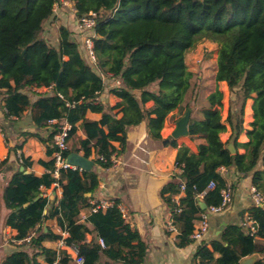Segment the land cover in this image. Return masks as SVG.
I'll list each match as a JSON object with an SVG mask.
<instances>
[{
    "label": "trees",
    "instance_id": "trees-1",
    "mask_svg": "<svg viewBox=\"0 0 264 264\" xmlns=\"http://www.w3.org/2000/svg\"><path fill=\"white\" fill-rule=\"evenodd\" d=\"M63 1L73 4L78 19L95 14V68L86 62L69 27L60 26L57 45L43 38L46 22L56 18V7ZM202 40L217 45L215 80L225 82L235 99L226 119L211 107L203 111V119L191 121L189 138L205 141L197 146V153L172 141L182 173L163 188L162 198L179 233L177 246L196 244L195 264H240L256 254L260 258L253 264H264V202L242 213L254 222L255 232L231 224L210 244L191 237L204 212L201 203L207 208L220 206L222 191L234 190L240 180L251 177L252 187L264 198V0H0V106L5 112L0 128L9 143V126L30 114L35 131L21 132L23 142L10 151L17 154L29 138H37L46 148L38 164L52 174H26L34 161L19 157L25 170L14 172L2 192L9 211L4 224L28 249L7 255L1 264H76L66 250L45 246L62 239L46 226L50 220H57L67 233V245L78 249L84 264L145 263L149 248L126 221L119 200L113 207L89 213L83 222L78 219L91 210L100 179L95 171L78 168L60 169L56 177L55 136L68 124L69 150L64 157L82 153L104 169L113 166L114 154L127 150L131 128L146 124L150 139L162 141L167 117L181 105L191 108L183 102L192 76L187 55ZM103 76L120 82L110 91L119 99L113 106L101 101L106 90ZM213 96V106L222 107V91ZM249 100L253 121L248 142L239 143L246 131ZM89 114L100 118L89 119ZM228 127L233 135L224 142L221 135ZM79 131L85 138L78 147ZM231 140L235 154L228 149ZM222 169L234 171L233 185L229 186ZM9 171L7 157L0 162V177ZM50 184L62 186L58 203L44 195Z\"/></svg>",
    "mask_w": 264,
    "mask_h": 264
},
{
    "label": "crops",
    "instance_id": "crops-1",
    "mask_svg": "<svg viewBox=\"0 0 264 264\" xmlns=\"http://www.w3.org/2000/svg\"><path fill=\"white\" fill-rule=\"evenodd\" d=\"M56 16H58V23L61 22V25L69 27L77 38H81L77 31L76 17L73 13L71 14L67 9H63V5H61ZM103 79L106 84V90L101 96V101L113 106L119 99L110 91L118 86V80L104 78V76ZM45 91L47 89L43 92ZM185 101L186 99L183 102ZM151 104H148V106ZM252 105L253 101L246 105L245 116L248 121L245 123L246 131L238 139L239 143L248 142L247 130H250L253 121ZM182 110H184L183 105L167 117L161 133L162 141L150 139L146 124L131 128L129 129L127 150L123 154L117 155V163L109 169H104L96 164L93 167V171L98 174L100 179V187L94 194L93 200L120 201V209L126 221L138 231L149 248L144 264H195L193 257L197 246L196 244L184 248L177 246L179 233H170L167 230L171 215L168 206L162 198L163 188L172 182L176 173L177 148L172 146V141L174 140L178 147H188L194 153H197L199 144L205 143L204 140L192 141L189 136L179 139L172 138L176 124L182 117ZM88 117L92 120L100 118L97 114H89ZM1 122H5V112L0 106ZM26 131H35L30 114L24 120L9 126L7 129L8 136H11L9 137V143L5 142L4 134L0 128V162L9 157L11 164V171L5 172L0 177V264L7 255L20 249H28V246H25V242L14 239L16 232L4 224L9 211L3 203L2 192L14 172L21 168L17 154H22L34 161L32 169L28 170L29 173H34L41 177L52 176L48 170L38 164L40 159L45 158L46 148L37 138H29L23 149L19 150L17 154L10 151L17 143L21 144L23 142L24 139L19 137V134ZM232 134V129L228 127L227 132L222 134L221 138L224 142H227ZM84 138V134L79 131L76 137L78 147L80 146V141ZM234 143V140L230 141L228 146H235ZM239 153L243 154L245 150L240 149ZM80 154L82 155V153ZM221 173L228 180L229 186L237 181L233 170L222 169ZM251 188V177L240 180L237 188L232 189L233 200L230 205L222 213L211 216L209 232L204 237L203 242L210 244L212 241L217 240L227 225L242 224L248 215L246 213L243 218L242 213L252 205ZM43 191L44 195L49 196L51 201L58 203L61 200V184H50ZM89 213L90 210L84 211L82 215L87 216ZM46 226L60 233L57 220L48 221ZM198 226L199 219L195 222V228ZM45 246L56 249L57 242H45ZM65 250L74 258V254L69 248ZM250 258L255 262L260 256L256 254L244 258L240 264ZM41 260L43 261V258Z\"/></svg>",
    "mask_w": 264,
    "mask_h": 264
},
{
    "label": "built area",
    "instance_id": "built-area-1",
    "mask_svg": "<svg viewBox=\"0 0 264 264\" xmlns=\"http://www.w3.org/2000/svg\"><path fill=\"white\" fill-rule=\"evenodd\" d=\"M68 1H63L62 5L67 7L68 6ZM95 14H91L88 17L80 18L77 19V26L80 29V33L87 32V34H84L83 38V49L85 51V54L87 58L90 60V64L96 67L97 61L96 57L94 54V49H93V38L95 37V32H94V25H95V20H94ZM118 85L120 82L118 81ZM51 123H55V121H51ZM71 127L68 124L63 125L61 131L55 136V145L57 147L56 152L54 153V159H55V166H56V171H55V176L58 177V172L60 169H77L76 167L70 165L67 163V159L64 157V153L69 150L68 146V132L70 131ZM21 155L19 154L18 157ZM102 161L104 160L102 157L100 158ZM111 162L114 164L117 163V154H114L111 157ZM176 173L181 174L182 170L175 165ZM215 186V183H211L209 188H213ZM185 187L182 188V191H184ZM251 195V200L252 204L256 206H261L264 202L263 196L254 188H251L250 191ZM203 195H201L199 198L202 199ZM222 198L223 201L220 206H212L209 208H206L204 212L200 214L199 217V226L195 228L193 234H192V239L201 242L203 241L204 237L208 234L209 228H210V218L212 215L220 214L222 213L232 202L233 200V193L231 187H228L222 191ZM90 205L92 206L90 213H96L99 210H106L110 207L114 206L113 201H107V200H92L90 202ZM87 216H84L81 214L78 215V219L83 222L85 221ZM242 225L246 228H250L252 232H255V227H254V222L250 219V217L247 215L244 221L242 222ZM167 230L170 233H178V230L174 226L173 222L170 220L167 225ZM60 234L62 236V239H60L57 242V247L56 250L61 251L65 250L66 248H69L71 252L74 254V261L76 264H84L85 259L80 256L78 249L75 246H70L67 245L66 243V238H67V233L63 232L60 229ZM100 244L104 247V241L102 239L99 240ZM56 264V263H55Z\"/></svg>",
    "mask_w": 264,
    "mask_h": 264
},
{
    "label": "rangeland",
    "instance_id": "rangeland-1",
    "mask_svg": "<svg viewBox=\"0 0 264 264\" xmlns=\"http://www.w3.org/2000/svg\"><path fill=\"white\" fill-rule=\"evenodd\" d=\"M67 10L74 14V6L71 2L68 3ZM63 9L66 10V7L63 6ZM56 15L58 13V7H56L55 11ZM58 16L55 19L48 21L47 24L44 26V33L43 38L51 45H57L58 33L59 28L62 26L58 23ZM76 17V16H75ZM76 17V23H77ZM77 31L81 38H76L80 45V50L82 52L83 57L85 58L86 62L90 64V60L87 58L85 51L83 49V38L84 34L87 32L80 33V29L78 28L77 24ZM217 59H218V47L215 43L211 41L202 40L200 41L196 47L190 51L187 55V64L190 70V74H192L190 78V87L187 93L186 103H189L192 108V115L191 121L198 119H203V111L206 109H219L222 113L223 119L227 118L228 111L230 106L232 105L235 96L233 93L230 92L225 82H216L215 75L217 72ZM95 68V66H94ZM220 90L223 93V106H213L214 96L213 94ZM34 98V97H33ZM249 100L247 105L250 104ZM187 108L181 111L182 117L184 116ZM248 121L246 116L244 117V127L245 123ZM233 135V134H232ZM11 137V136H9ZM233 141V140H231Z\"/></svg>",
    "mask_w": 264,
    "mask_h": 264
},
{
    "label": "water",
    "instance_id": "water-1",
    "mask_svg": "<svg viewBox=\"0 0 264 264\" xmlns=\"http://www.w3.org/2000/svg\"><path fill=\"white\" fill-rule=\"evenodd\" d=\"M191 115H192V109L188 108L184 116L181 117L176 124V128L172 133L173 139H179L184 136L186 137L189 136V125L191 122ZM228 149L232 154H235L237 152L235 146L233 145L228 146ZM67 163L78 169H81L82 171H92L95 165V163L92 160L78 153L69 154L67 157ZM20 170L24 171L25 169L24 167H21ZM25 173L30 174L28 171H26ZM201 207L204 210L207 208L205 203H201ZM253 263H254L253 259L250 258L244 261L242 264H253Z\"/></svg>",
    "mask_w": 264,
    "mask_h": 264
}]
</instances>
